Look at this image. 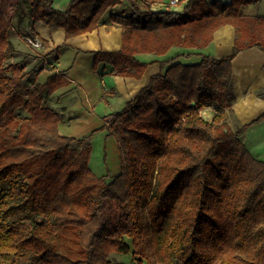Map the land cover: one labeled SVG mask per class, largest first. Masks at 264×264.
Here are the masks:
<instances>
[{
	"label": "trees",
	"instance_id": "1",
	"mask_svg": "<svg viewBox=\"0 0 264 264\" xmlns=\"http://www.w3.org/2000/svg\"><path fill=\"white\" fill-rule=\"evenodd\" d=\"M258 1L186 0L175 11L147 0H71L65 10L54 0H17L14 23L0 7V264H264V160L242 139L264 114L242 125L233 108L234 58L254 46L264 51V17L240 11ZM125 3L123 12L112 10ZM109 12L123 45L92 52L95 66L137 79L148 66L142 54L201 49L220 27L236 29L229 55L162 61V71L112 114L103 128L117 140L121 171L110 179L90 166V137L60 133L62 116L45 105L72 83L57 70L60 47L37 52L31 69L10 58L16 41L32 50L48 43L38 21L63 27L68 39L99 27ZM48 64L52 73L38 81ZM206 107L215 109L212 119ZM107 200L119 211L112 229L101 216ZM139 204L154 261L137 254Z\"/></svg>",
	"mask_w": 264,
	"mask_h": 264
},
{
	"label": "crops",
	"instance_id": "2",
	"mask_svg": "<svg viewBox=\"0 0 264 264\" xmlns=\"http://www.w3.org/2000/svg\"><path fill=\"white\" fill-rule=\"evenodd\" d=\"M71 0H54V7L65 10ZM153 9H163L172 0H147ZM212 1V0H209ZM229 2L231 0H222ZM186 0L171 5V10L182 11ZM241 13L244 15H255L264 17V0L256 3L243 5ZM106 19L92 31L66 38V30L63 27H51L43 21H38L35 30L40 36L47 40V44L38 46L36 50L29 49L24 42L16 41L18 52L11 55L12 62L26 61L31 69L37 63V52L47 54L60 47V59L57 70L63 71L72 83L63 87L45 102L62 116L63 122L67 121L65 114L73 117L81 107L77 95L80 90L86 92L93 110L100 109L105 121L111 119L112 114L122 109L126 102L133 99L139 90L146 86L153 75L162 71V61L170 60L173 56L182 55L188 60L196 59L203 54H210L217 58L229 55L233 51L236 37V29L231 24L220 27L214 34L213 41L204 48L173 47L165 55L142 54L140 58L148 62L147 69L140 79L116 75L113 66L105 62L95 66V51H117L123 45V28ZM175 50V54L173 52ZM189 55V56H187ZM180 57V58H181ZM25 63V62H24ZM53 65V64H52ZM37 76V80L44 82L52 73L50 65ZM233 86L235 100L233 108L237 120L242 124H249L264 114V51L257 46L244 49L233 60ZM103 88L112 91L104 96ZM104 96V97H103ZM110 105L108 108L107 106ZM115 108L112 109L111 106ZM203 115L212 119L215 109L206 107ZM71 117V118H72ZM70 121H73L71 119ZM61 132V130H60ZM62 133V132H61ZM63 134V133H62ZM65 135V134H63ZM245 143L251 153L258 159L264 157V120L252 124L244 133ZM260 145V146H259ZM254 151V152H253Z\"/></svg>",
	"mask_w": 264,
	"mask_h": 264
},
{
	"label": "rangeland",
	"instance_id": "3",
	"mask_svg": "<svg viewBox=\"0 0 264 264\" xmlns=\"http://www.w3.org/2000/svg\"><path fill=\"white\" fill-rule=\"evenodd\" d=\"M16 1L17 0H0V7L7 12L13 23L17 22V17L14 15L16 12ZM125 8L128 9V3L116 6L112 10L123 12V9ZM173 52L175 54V50H173ZM180 60L191 62L196 59L188 60L185 57H181ZM77 98L81 107L78 108L77 112L73 113V117L69 114H65L67 121L60 122V130L63 134L76 138L89 136L93 147L90 166L95 173L99 175L107 174V177L110 179L121 171V159L117 140L115 137L108 135L107 130L103 128L106 125V121L103 115H100V112H103L102 107L96 111L93 110L94 108L90 104L86 92L83 90L79 91ZM109 106L110 105H108L107 108ZM111 108L114 109L115 106L112 105ZM16 112L26 114L23 108H18ZM71 119H73V121H70ZM242 139H245V135L242 136ZM262 160H264V157ZM118 215L119 211L117 206L111 200H107L101 208V216L107 226L106 229H112L115 226L118 220ZM138 216L142 228V240L139 244L137 254L143 255L145 258L154 261L150 219L141 204L138 205ZM117 259L120 260L122 257L117 255Z\"/></svg>",
	"mask_w": 264,
	"mask_h": 264
},
{
	"label": "built area",
	"instance_id": "4",
	"mask_svg": "<svg viewBox=\"0 0 264 264\" xmlns=\"http://www.w3.org/2000/svg\"><path fill=\"white\" fill-rule=\"evenodd\" d=\"M180 2V0H172L169 4H167L166 6H165V9H167V10H170L171 9V5H174V4H177V3H179ZM39 43H37V45H38Z\"/></svg>",
	"mask_w": 264,
	"mask_h": 264
}]
</instances>
